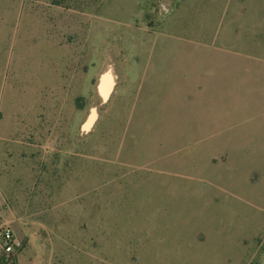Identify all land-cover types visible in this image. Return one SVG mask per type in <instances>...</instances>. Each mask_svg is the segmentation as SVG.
<instances>
[{
    "label": "rangeland",
    "instance_id": "1",
    "mask_svg": "<svg viewBox=\"0 0 264 264\" xmlns=\"http://www.w3.org/2000/svg\"><path fill=\"white\" fill-rule=\"evenodd\" d=\"M6 227L0 264H264V0H0Z\"/></svg>",
    "mask_w": 264,
    "mask_h": 264
},
{
    "label": "bare ground",
    "instance_id": "2",
    "mask_svg": "<svg viewBox=\"0 0 264 264\" xmlns=\"http://www.w3.org/2000/svg\"><path fill=\"white\" fill-rule=\"evenodd\" d=\"M114 86H115V79H114L113 69L111 67L109 70L104 72L101 76L100 84H99L100 95L105 100L108 99L114 89ZM96 112L97 111L95 110L92 111L88 121L84 125L85 130H89L93 126L98 116Z\"/></svg>",
    "mask_w": 264,
    "mask_h": 264
},
{
    "label": "built area",
    "instance_id": "3",
    "mask_svg": "<svg viewBox=\"0 0 264 264\" xmlns=\"http://www.w3.org/2000/svg\"><path fill=\"white\" fill-rule=\"evenodd\" d=\"M1 236V247L8 255H14L17 252V245L14 240L13 232L10 228H3L0 232ZM17 249V250H16Z\"/></svg>",
    "mask_w": 264,
    "mask_h": 264
}]
</instances>
